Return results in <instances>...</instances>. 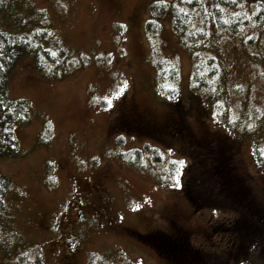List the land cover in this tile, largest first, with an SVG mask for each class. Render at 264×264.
Listing matches in <instances>:
<instances>
[{"label": "rangeland", "instance_id": "374dc122", "mask_svg": "<svg viewBox=\"0 0 264 264\" xmlns=\"http://www.w3.org/2000/svg\"><path fill=\"white\" fill-rule=\"evenodd\" d=\"M173 1L9 0L0 12L3 31L34 35L44 71L24 53L7 74V99L27 100L31 115L14 129L19 155L0 154V175L10 181L0 264H171L153 235L176 229L208 253L231 243L234 213L194 211L183 192L190 158L169 137L134 125L137 114L160 125L182 119L195 141L215 130L228 136L237 170L264 205L254 155L264 161V25L252 23L264 0L225 10L245 13L250 23L236 36L211 30L198 63L214 58L216 75L198 92L168 18L158 33L145 30L150 5ZM191 17L196 33L199 16ZM162 66L178 71L179 114L158 91ZM134 150L141 156L129 165ZM230 264H264V254L247 247Z\"/></svg>", "mask_w": 264, "mask_h": 264}, {"label": "trees", "instance_id": "16d2710c", "mask_svg": "<svg viewBox=\"0 0 264 264\" xmlns=\"http://www.w3.org/2000/svg\"><path fill=\"white\" fill-rule=\"evenodd\" d=\"M242 1L175 0L169 3L154 2L150 5L152 20L146 23V33L149 35L158 33L162 26L160 20L168 18L172 32L190 56L193 91L198 92L204 89L216 75L215 65H212L214 58L206 57L204 64L198 63L200 53L205 52L207 48L203 42L209 37L211 30H216L222 35L236 36L249 25L250 19L245 13H225L226 9L237 8ZM8 2L9 0H0V12ZM191 13L196 17L199 16L200 30L196 33L191 30L194 22ZM252 18L254 29H260L264 25V6H259ZM40 50L41 46L35 41L34 35L28 37L25 34L8 33L0 28V154L2 155H19L14 129L18 125L28 123L31 115V105L27 100L7 99L5 90L8 71L24 53L33 55L37 70L43 71L39 65L42 61L39 56ZM177 79L178 71L175 69L166 70L162 66L156 71L158 91L173 98L172 103L175 104L174 110H176L174 112L179 114V105L174 93ZM167 82L172 83V87L165 86L167 88L162 91L161 87H164ZM171 123L169 129L165 130L164 136L176 142L179 150L190 158L183 189L185 198L197 212L210 208L234 213L226 235L230 236L232 231H236L241 237V245L239 253L234 250L232 255L226 252L231 251L229 246L219 253H208L193 247L188 241L185 230L176 229L172 231L173 234L153 235L155 237L153 246L157 253L171 264H230L244 254L247 247L252 250L255 246L257 251L264 254V205L256 203L257 200L246 183L245 177L237 170L231 139L215 130L216 133L207 141H195L182 119H176ZM165 125L168 124L165 123ZM254 152L257 171L264 175V161L261 160L262 157L258 152ZM132 154L134 159H126L129 165L138 163L141 156L138 150H134ZM9 187V179L0 175V222L4 216L5 196ZM215 256L221 257V261L213 259ZM19 261L21 262L18 264H24L23 258H19Z\"/></svg>", "mask_w": 264, "mask_h": 264}, {"label": "flooded vegetation", "instance_id": "af4514ba", "mask_svg": "<svg viewBox=\"0 0 264 264\" xmlns=\"http://www.w3.org/2000/svg\"><path fill=\"white\" fill-rule=\"evenodd\" d=\"M132 120L134 121V125H137L139 127H143L142 124H144V127L146 128H150L152 131L156 132V133H159V134H162L164 135L165 134V130H168L169 128V125H160V124H156V123H149V122H146L145 120H143L142 116L137 114L136 116H134L132 118ZM230 241L231 243L228 245L230 248H231V251H226L229 255H232L233 254V251L235 250L236 252L239 253V248H240V245H241V237L240 235H238V233L236 231H232L230 233ZM227 247V246H226ZM238 257V254H236ZM65 264H67V262H65Z\"/></svg>", "mask_w": 264, "mask_h": 264}]
</instances>
